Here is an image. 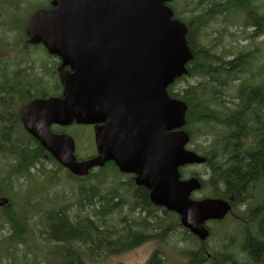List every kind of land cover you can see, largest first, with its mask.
Returning <instances> with one entry per match:
<instances>
[{
	"label": "trees",
	"instance_id": "16d2710c",
	"mask_svg": "<svg viewBox=\"0 0 264 264\" xmlns=\"http://www.w3.org/2000/svg\"><path fill=\"white\" fill-rule=\"evenodd\" d=\"M2 2L4 3V0ZM181 2L196 14V16L193 15V19L182 17L177 12L176 6L172 5L177 12L176 16L188 24L187 39L194 52V59L189 64L188 76L200 80L188 86L183 95L172 91L171 94L187 102V124L192 131V126L195 124L209 125L207 128L209 131L201 134V136H208L207 144L199 152L207 157L206 167L212 172L214 195L233 196L236 203H244L248 207L246 211L240 213L246 224L232 217L229 220L232 226H227V232L222 234L231 240L239 238V241L235 243L240 245L231 243L230 247H224L222 251L212 250L209 246L207 249L204 247L190 250L187 253L186 264H198L199 259L200 264H252L253 260L254 264H264V82L258 86H251L248 85L250 84L248 79H243L244 85L240 86L238 94H229L228 90L232 82L240 80L243 74L251 71L255 56L243 53L241 50L243 47L238 45L225 47L221 53L216 52L203 44L197 36L199 30L219 16H224L225 22L238 24L245 33L246 39L249 37L253 40L264 35V2L263 0L210 2L181 0ZM248 28H252L251 32H248ZM230 35L235 41L236 34L230 32ZM234 50L240 52L237 56L228 59ZM260 69L261 73H264V68ZM3 99L4 102L0 103V107L3 111H8L10 99ZM0 151L2 153L7 151L15 156L16 166L12 175L17 178L30 177L31 167L43 163V160L47 159L46 155H48L47 160L56 165L55 176L62 169V166L55 162L36 139L29 135H22L19 131L14 132L13 127L7 126V123L3 124L0 132ZM111 170L115 168L108 165L98 173L91 174L89 178L101 181ZM12 181L13 178H10L7 182L12 185ZM258 182L263 183L259 186L260 188L257 186ZM0 191L4 193L2 189ZM146 192L144 187L134 190L140 198H143ZM8 194L14 196V192H8ZM80 194L81 199L76 202L77 211L91 212L97 207L99 213L96 216L104 217L102 223L93 226L90 218L78 217L65 206V208H59L57 212L54 211L53 214L47 215L45 212L40 215L46 219L43 223L44 227L30 228L26 218L31 212H41V208L37 206H35L36 209L27 208L25 205L28 206L29 199L26 200L25 205L18 207L11 200V204L3 209L5 213H2L0 218L6 219L10 224V230L12 229L1 242L5 241L6 246L14 248V252L18 250L20 254L19 259L14 257L13 264H17L18 260L23 261L22 264H85L81 256L82 252L71 249L75 242L86 244L89 250L86 252L88 260L90 258L98 260L107 254L125 251L126 245L131 244L130 248H132L134 247L132 245H136L133 243L140 239H144V242L148 241L149 233L155 232L160 238L159 235L162 232L173 229L172 224L169 223L173 221L172 218L178 219L177 214L155 206L149 198L144 197L141 201L135 199L130 206V209L136 208L134 210L136 213L139 208L140 214L143 215H131L128 217V222H126L127 218L122 217L120 222L109 228L105 223L107 217L105 211L120 206L121 202L117 200L120 194L113 192L110 194L111 197L110 195L107 197V194H102L98 188L88 190L85 186L81 187ZM262 207L263 210L259 214V209ZM129 227L134 232L125 236ZM2 229L5 227L2 226ZM92 234H94L93 237ZM187 235L190 237L189 240L197 243L193 234L189 232ZM52 243H56L59 248L62 244L64 250L59 249L57 252L50 253L49 257H42L43 248L49 245L52 249ZM22 245L26 246L24 250L21 249ZM66 247L68 250L65 249ZM94 249H96V255ZM205 249L212 252V259L205 255ZM237 249L241 252L238 257L244 258L243 260L239 259L233 251ZM163 260L159 250L156 249L146 264H165Z\"/></svg>",
	"mask_w": 264,
	"mask_h": 264
},
{
	"label": "water",
	"instance_id": "95a60500",
	"mask_svg": "<svg viewBox=\"0 0 264 264\" xmlns=\"http://www.w3.org/2000/svg\"><path fill=\"white\" fill-rule=\"evenodd\" d=\"M170 1L53 0L54 9L34 13L27 28L34 43L43 41L50 51L59 52L57 46H51L56 40L48 39L50 34H90V51L82 56L84 61L104 55L111 65L89 69L82 61L74 73H62L63 96L32 101L24 109L23 121L26 129L77 175H87L91 168L109 161L122 172L135 173L136 184L151 190L152 202L177 212L182 224L205 242L210 233L205 222L223 219L232 206L221 198L192 199L191 193L201 187V181L196 177L181 179V166L203 163L206 158L185 148L189 134L183 126L188 105L168 93V87L188 73L187 64L194 59L187 24L174 18V10L167 4ZM107 81L130 82L124 87L129 107L156 108L155 126L140 130V137L150 139V144L131 148L126 133L123 141L114 143L106 125L97 131L99 155L79 162L73 138L53 133L50 126L107 122L106 104L94 93L106 90L95 82ZM7 203L1 196L0 205Z\"/></svg>",
	"mask_w": 264,
	"mask_h": 264
},
{
	"label": "rangeland",
	"instance_id": "374dc122",
	"mask_svg": "<svg viewBox=\"0 0 264 264\" xmlns=\"http://www.w3.org/2000/svg\"><path fill=\"white\" fill-rule=\"evenodd\" d=\"M207 1L210 2L214 0ZM171 4L176 6L177 12L182 17L191 18L195 14L194 11H191L192 9L185 7L182 4L181 0H174ZM194 16H196V14ZM251 30L252 28H248V32H251ZM230 32H234L236 34L237 37L235 41L230 35ZM244 35L245 33L241 30L240 27H238V24H234L228 21L225 22V17L219 16L216 20L209 22L205 27H203L197 36H199L202 43L209 46L212 50L216 52H223L225 50L224 46L231 47V45H238L240 47L244 46L243 48H241L243 53H251L253 56H256L257 54L258 56L260 55L256 66L254 67L253 65H251V71L249 73L243 74L241 80L244 78L250 80L254 77L256 83L264 82V73H261L260 69L261 67L264 68V35L253 40L250 38L244 40ZM198 80L200 79L196 77H186L185 79L181 80L175 88L183 89L185 86L193 85V83ZM238 84L239 82L234 83L235 86H238ZM258 111L260 112V110ZM208 127V124L200 123L193 125L192 129L197 132V134H202L204 132L209 131V129H207ZM68 130L75 138L77 153H84L82 151V147L85 143V141H83V137H86L87 135L90 136V128L73 125L70 126ZM207 139V135L198 136L196 141H203L204 146L207 144ZM6 161L8 162L9 166L10 159L8 157L6 158ZM2 163H4V154H0V173L2 169ZM45 166L48 170L54 168V166L50 163H45ZM40 169L41 166H39L38 173H36V171L34 170V176H32L31 178L19 177L14 181L12 185L3 186L5 190L17 191L14 193L15 197L13 203L15 204V206L18 207L23 204L25 205V201L28 197H30V201L27 203L28 206L25 205L27 208L36 209L35 206H40L39 208H41V212H31L26 218L30 228L38 226L37 224L40 225L41 221L43 220L40 215L45 214V212L47 213V215L53 214L54 211L57 212L59 208H62L64 206L69 208L73 214H78L81 218H90L93 226L102 222L103 220L96 216V214L99 213L97 207H95L94 210L91 212L77 211L76 202L81 199V194L79 190V186L81 185H84L88 190L92 188H99L102 194H107V197L113 192L121 193L122 200H119L121 202L120 208L116 211H110L109 209L105 211V213L108 214L107 224H109L110 227L115 224L114 221H120L122 217L128 214L127 209L129 207H123V205L128 201L133 202V199L131 198L128 187L126 185L120 184L121 182L127 181L128 177L109 175L102 185L98 184L96 180H81V182L74 183V180L68 176L67 172H63L62 178L61 173L59 174V176H57L56 174V177L52 178L50 174L54 175L53 172H48L46 175H44L42 172H40ZM189 170L197 172L204 180L209 181L211 178V171L205 166H193ZM262 184L263 183L258 182L257 186L259 187ZM28 194H30V196H28ZM107 197H105V199ZM109 197H111V195ZM208 224L210 225V227H212L213 234L207 240V244L213 250L222 251L221 249H223L224 247H230L229 244L231 243L240 245V243H235L239 241V238L231 240L226 235H222L227 232V226H232V224H216L212 222H209ZM3 232L5 233L6 229H4ZM182 233L183 231L180 228L172 234L170 242L167 237L159 240V254L162 258H164L163 261H165V264H186L188 261L186 259L185 252L198 248V244L195 241L189 239L186 241V236ZM1 234L0 236L2 238ZM93 236L94 234H92V237ZM170 244L172 246V249ZM60 246L61 247L59 248L57 247L56 243H54L51 248L55 252H57L59 249L64 250L63 245L61 244ZM154 246H156L155 243H149L146 246L141 247L127 255L121 252H116L117 254L115 255L110 254L107 257L100 258L98 260H88L86 252H88L89 250L86 248V244L84 243L75 242L71 249L76 252H82L81 256L85 264H144L152 250V247ZM22 247L23 249L26 248L25 245H22ZM49 247V245H46L43 248L41 253L42 257H49ZM65 249L68 250L67 248ZM93 251L96 255V249H94ZM6 252L7 250L5 247H0V264H13V261L8 258L9 256L7 257L2 254H6ZM14 256L19 259V251H17ZM22 263L23 261L21 260L17 261V264ZM200 263L201 262L199 259L198 264Z\"/></svg>",
	"mask_w": 264,
	"mask_h": 264
},
{
	"label": "flooded vegetation",
	"instance_id": "af4514ba",
	"mask_svg": "<svg viewBox=\"0 0 264 264\" xmlns=\"http://www.w3.org/2000/svg\"><path fill=\"white\" fill-rule=\"evenodd\" d=\"M34 0H0V101L4 102L3 98L10 99V105L8 111L1 113L0 117L3 120L0 128L4 123L7 126H12L13 131H21L23 134H29L22 122V112L27 103H29L33 97L35 98H48L50 96H61L64 91V85L60 78L61 67L64 64V58L60 55L50 53L42 43L33 44L29 35L26 32L27 23L32 13L29 11L36 7L35 11L40 8H51L52 0H36L37 4H33ZM43 4L41 7L40 5ZM20 27L22 31H13L17 27ZM14 27V29H12ZM65 37L64 35H62ZM84 37H86L84 35ZM69 39H78L77 35H68ZM72 52L84 51L82 48H71ZM65 71L72 72L70 65H65ZM7 79V80H6ZM15 79V80H14ZM106 85L111 89L105 94V98L109 105L110 113L117 115L122 111V99L124 92L119 89L126 86L127 82L123 81H111L106 82ZM7 90L9 93L3 92ZM29 90V91H28ZM23 97H29L30 100L22 103ZM34 99V98H33ZM18 103V107L15 110V106ZM22 104H21V103ZM11 106V107H10ZM22 126V127H21ZM58 126L53 125L52 129H56ZM91 130L90 134V148L91 152L89 156L97 154L95 139V125L89 126ZM25 130V132L23 131ZM25 134V135H26ZM132 178L131 185L133 186L134 177ZM145 188V187H144ZM147 192L143 198H150V191L145 188ZM132 196L141 201L140 195L132 193ZM244 207L247 204H244ZM263 207L259 209V214L262 212ZM137 213L140 215L139 208ZM145 214V211H144ZM130 232H134L130 227L126 231V235ZM144 239H140L138 242L133 243L136 245L142 244ZM131 244L126 245L130 247ZM142 244L140 247L144 246ZM133 246V245H132ZM131 251L126 252L129 254ZM242 258L241 260H243ZM254 264V260L253 263Z\"/></svg>",
	"mask_w": 264,
	"mask_h": 264
},
{
	"label": "bare ground",
	"instance_id": "6f19581e",
	"mask_svg": "<svg viewBox=\"0 0 264 264\" xmlns=\"http://www.w3.org/2000/svg\"><path fill=\"white\" fill-rule=\"evenodd\" d=\"M249 45V44H248ZM218 48V47H217ZM260 56V55H259ZM249 59V58H248ZM245 61V60H244ZM243 65V64H242ZM260 67V66H259ZM251 74V73H250ZM7 80V79H6ZM15 80V79H14ZM8 92V91H7ZM263 92V91H262ZM264 94V93H263ZM261 98V97H260ZM11 107V106H10ZM2 108V107H1ZM197 130V129H196ZM244 133V132H243ZM246 136V135H245ZM257 192V191H256ZM61 198V197H60ZM264 198V197H263ZM16 217V216H15ZM168 239V238H167ZM189 239V238H188ZM65 246V245H64ZM70 247V246H69ZM67 248V247H66ZM229 251V250H228ZM225 262V261H224ZM237 263V262H236Z\"/></svg>",
	"mask_w": 264,
	"mask_h": 264
}]
</instances>
